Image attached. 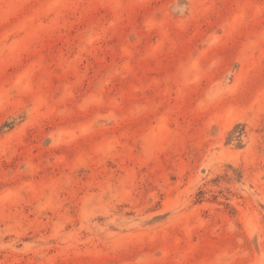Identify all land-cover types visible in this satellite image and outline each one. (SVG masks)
<instances>
[{
  "label": "rangeland",
  "instance_id": "374dc122",
  "mask_svg": "<svg viewBox=\"0 0 264 264\" xmlns=\"http://www.w3.org/2000/svg\"><path fill=\"white\" fill-rule=\"evenodd\" d=\"M0 264H264V0H0Z\"/></svg>",
  "mask_w": 264,
  "mask_h": 264
}]
</instances>
